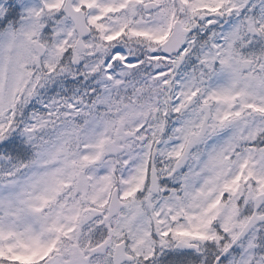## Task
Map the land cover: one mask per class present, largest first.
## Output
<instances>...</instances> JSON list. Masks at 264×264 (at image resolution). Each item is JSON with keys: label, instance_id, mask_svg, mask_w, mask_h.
Returning <instances> with one entry per match:
<instances>
[{"label": "snow or ice", "instance_id": "6c2138e0", "mask_svg": "<svg viewBox=\"0 0 264 264\" xmlns=\"http://www.w3.org/2000/svg\"><path fill=\"white\" fill-rule=\"evenodd\" d=\"M0 264H264V0H0Z\"/></svg>", "mask_w": 264, "mask_h": 264}]
</instances>
